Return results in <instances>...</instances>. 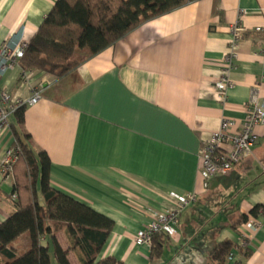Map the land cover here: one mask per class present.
<instances>
[{
	"label": "crops",
	"instance_id": "0c3cea01",
	"mask_svg": "<svg viewBox=\"0 0 264 264\" xmlns=\"http://www.w3.org/2000/svg\"><path fill=\"white\" fill-rule=\"evenodd\" d=\"M56 0H0V46L33 38ZM242 27L233 83L226 102L213 85L225 71L230 27ZM264 99V0H196L150 19L74 71L57 78L17 66L0 77L12 102L26 106L24 124L14 115L0 136V160L29 136L35 154L50 161L56 191L110 219L114 225L100 257L124 264H209L217 243L237 248L227 264H264V214L236 230L229 224L264 206V124L255 128L251 154L227 176L203 187L200 154L224 120L240 130L252 89ZM11 177L0 172V223L16 212ZM39 190V187L37 188ZM195 194L179 216V235L150 258L135 237ZM40 199V194H39ZM15 244L19 250L29 243ZM65 246L64 244H62ZM245 251L247 255L245 256ZM50 253H52L50 249Z\"/></svg>",
	"mask_w": 264,
	"mask_h": 264
},
{
	"label": "trees",
	"instance_id": "16d2710c",
	"mask_svg": "<svg viewBox=\"0 0 264 264\" xmlns=\"http://www.w3.org/2000/svg\"><path fill=\"white\" fill-rule=\"evenodd\" d=\"M192 1L196 0H56L23 50L18 67L24 73L64 77L144 22ZM25 110L22 107L14 113L18 125L24 124ZM12 130L18 145L11 193L16 196V212L0 223V264H124L112 256L100 257L114 223L53 189L48 156L35 154L29 136L22 140ZM263 212L264 206L257 205L249 215H238L229 226L236 230ZM26 233L29 245L19 250L15 244ZM167 239L164 233L152 236L150 258L160 257L161 245ZM236 249L230 240L217 243L209 264H227Z\"/></svg>",
	"mask_w": 264,
	"mask_h": 264
},
{
	"label": "built area",
	"instance_id": "2783aa9c",
	"mask_svg": "<svg viewBox=\"0 0 264 264\" xmlns=\"http://www.w3.org/2000/svg\"><path fill=\"white\" fill-rule=\"evenodd\" d=\"M242 27L239 22L230 27L229 51L224 56L225 71L214 82L217 99L221 103L226 102L227 91L232 87L228 73L234 68L237 61L239 44L241 40ZM27 47L22 39L12 46L4 43L0 46V77L6 71L18 66V60L21 58L23 50ZM28 73L23 72L26 78ZM260 87L252 89L242 125L239 131H236V124L233 121H222L219 129L212 134L210 142L206 143L201 151V177L204 181L203 187H207V182L215 176H227L233 169L234 165L240 163L245 157L251 154V149L255 146L257 137L254 130L257 126L264 124V99L260 95ZM40 99V92L34 95L28 101L12 102L10 96L0 89V136L8 128V118L22 107L32 106ZM18 158V145L13 142L4 152L0 160V172L11 177L12 167ZM16 196L12 195L11 199L15 200ZM176 205L163 214L156 216L146 228L137 232L135 245L137 247L150 246L152 236L157 233H164L169 239H175L179 235V216L185 207L196 202L195 194L188 196H174ZM264 214V212H263ZM262 214V215H263ZM249 225L255 227L254 220L248 221ZM232 260V253L228 261Z\"/></svg>",
	"mask_w": 264,
	"mask_h": 264
},
{
	"label": "rangeland",
	"instance_id": "374dc122",
	"mask_svg": "<svg viewBox=\"0 0 264 264\" xmlns=\"http://www.w3.org/2000/svg\"><path fill=\"white\" fill-rule=\"evenodd\" d=\"M12 201H13V200H12ZM39 202H40L41 205L44 204L43 199L41 198V196H40ZM21 238H22L21 241H20L21 244L29 243V235H28L27 233L24 234V235H22ZM27 247H28V246H27ZM27 247H26V248H27ZM51 251H52V250H51Z\"/></svg>",
	"mask_w": 264,
	"mask_h": 264
}]
</instances>
